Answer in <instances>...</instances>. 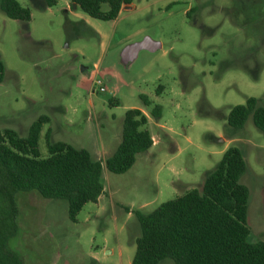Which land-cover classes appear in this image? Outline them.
Segmentation results:
<instances>
[{
  "label": "rangeland",
  "instance_id": "rangeland-1",
  "mask_svg": "<svg viewBox=\"0 0 264 264\" xmlns=\"http://www.w3.org/2000/svg\"><path fill=\"white\" fill-rule=\"evenodd\" d=\"M17 1L31 19L0 12V130L24 136L45 115L42 156L50 129L52 141L104 160L120 142L124 112L139 108L153 139L125 173L102 167L104 191L76 222L65 200L18 192V232L8 247L22 264H131L140 234L133 211L200 189L228 146L246 162L247 240L264 241V134L251 115L241 129L226 122L248 97L264 106V0H132L112 21L91 18L70 0L50 8ZM144 37L160 47L122 60V50ZM140 96L160 107L158 118Z\"/></svg>",
  "mask_w": 264,
  "mask_h": 264
},
{
  "label": "trees",
  "instance_id": "trees-1",
  "mask_svg": "<svg viewBox=\"0 0 264 264\" xmlns=\"http://www.w3.org/2000/svg\"><path fill=\"white\" fill-rule=\"evenodd\" d=\"M59 1L43 3L50 8ZM70 1L89 17L102 21L115 20L122 7L132 2ZM192 11L186 15L189 17ZM0 12L25 24L31 19L30 9L17 0H0ZM4 72L0 60V83ZM140 99L151 106V116L158 118L160 107L146 96ZM249 115L264 134V106L254 97L229 109L227 125L241 129ZM49 122V117L39 116L24 136L12 128L0 130V264H22L8 247V241L18 232V192L35 191L46 199L65 200L68 219L76 222L83 206L96 204L104 191L102 167L123 174L133 166L137 154L153 145L146 114L139 108H129L123 115L120 142L104 160L94 159L85 148L52 141L50 129L44 133L47 153L42 156L38 140ZM245 170L240 148L228 146L200 189L190 187L147 213L133 211L140 234L135 239L131 264H264V241L247 240L249 189L240 182Z\"/></svg>",
  "mask_w": 264,
  "mask_h": 264
},
{
  "label": "water",
  "instance_id": "water-1",
  "mask_svg": "<svg viewBox=\"0 0 264 264\" xmlns=\"http://www.w3.org/2000/svg\"><path fill=\"white\" fill-rule=\"evenodd\" d=\"M75 8L76 5L73 4ZM160 47V44L149 37H144L142 40L134 42L132 44L127 45L121 52V59L129 61L131 60L138 51L142 49L146 50H156Z\"/></svg>",
  "mask_w": 264,
  "mask_h": 264
},
{
  "label": "built area",
  "instance_id": "built-area-1",
  "mask_svg": "<svg viewBox=\"0 0 264 264\" xmlns=\"http://www.w3.org/2000/svg\"><path fill=\"white\" fill-rule=\"evenodd\" d=\"M97 83L99 84L100 83V81H97ZM99 90L102 92V91H105V87H103V86H100L99 87Z\"/></svg>",
  "mask_w": 264,
  "mask_h": 264
},
{
  "label": "crops",
  "instance_id": "crops-1",
  "mask_svg": "<svg viewBox=\"0 0 264 264\" xmlns=\"http://www.w3.org/2000/svg\"><path fill=\"white\" fill-rule=\"evenodd\" d=\"M122 9H123V7H122ZM98 200H99V198H98Z\"/></svg>",
  "mask_w": 264,
  "mask_h": 264
}]
</instances>
